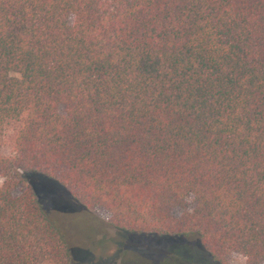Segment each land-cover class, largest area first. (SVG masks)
I'll list each match as a JSON object with an SVG mask.
<instances>
[{
  "label": "trees",
  "instance_id": "obj_1",
  "mask_svg": "<svg viewBox=\"0 0 264 264\" xmlns=\"http://www.w3.org/2000/svg\"><path fill=\"white\" fill-rule=\"evenodd\" d=\"M9 121L0 264H92L13 195L33 172L188 262L264 264V0H0V140Z\"/></svg>",
  "mask_w": 264,
  "mask_h": 264
},
{
  "label": "rangeland",
  "instance_id": "obj_2",
  "mask_svg": "<svg viewBox=\"0 0 264 264\" xmlns=\"http://www.w3.org/2000/svg\"><path fill=\"white\" fill-rule=\"evenodd\" d=\"M22 125L18 121H9L5 125L4 137L0 140V155H12L14 140ZM21 178L15 184L13 195H22L27 188L24 181H28L45 210L66 235L70 247L85 262L122 264L120 253L128 250L153 264H219L204 253L201 255L205 259L202 257L188 262L187 255L191 254L188 249L195 245L184 239L117 231L110 224L112 216L109 212L103 208L83 209L57 180L44 173H24ZM2 183L0 178V186ZM222 264L250 263L246 257L232 253Z\"/></svg>",
  "mask_w": 264,
  "mask_h": 264
}]
</instances>
